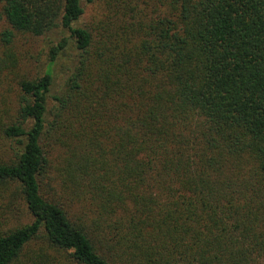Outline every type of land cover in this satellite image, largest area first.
<instances>
[{
    "label": "trees",
    "instance_id": "trees-1",
    "mask_svg": "<svg viewBox=\"0 0 264 264\" xmlns=\"http://www.w3.org/2000/svg\"><path fill=\"white\" fill-rule=\"evenodd\" d=\"M15 89L0 264H264V0H0Z\"/></svg>",
    "mask_w": 264,
    "mask_h": 264
},
{
    "label": "rangeland",
    "instance_id": "rangeland-1",
    "mask_svg": "<svg viewBox=\"0 0 264 264\" xmlns=\"http://www.w3.org/2000/svg\"><path fill=\"white\" fill-rule=\"evenodd\" d=\"M85 5L84 21L88 22L93 19L95 15H103L106 7L103 1H99L94 4H88L83 1ZM48 44L46 40L41 38H34L29 34H19L17 35L14 43L13 50L17 52L23 60V72L34 75L36 71L41 70L44 65V60L46 58ZM16 89L10 94L3 93L0 96L1 107L5 106L3 100L11 101L17 97ZM27 219V218H25Z\"/></svg>",
    "mask_w": 264,
    "mask_h": 264
}]
</instances>
